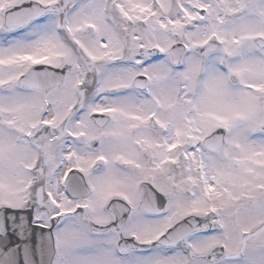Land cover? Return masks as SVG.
Listing matches in <instances>:
<instances>
[{
  "label": "snow or ice",
  "instance_id": "obj_1",
  "mask_svg": "<svg viewBox=\"0 0 264 264\" xmlns=\"http://www.w3.org/2000/svg\"><path fill=\"white\" fill-rule=\"evenodd\" d=\"M0 264H264V0H0Z\"/></svg>",
  "mask_w": 264,
  "mask_h": 264
}]
</instances>
